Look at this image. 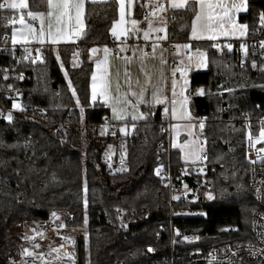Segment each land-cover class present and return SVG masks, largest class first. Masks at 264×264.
<instances>
[{"label":"trees","instance_id":"obj_1","mask_svg":"<svg viewBox=\"0 0 264 264\" xmlns=\"http://www.w3.org/2000/svg\"><path fill=\"white\" fill-rule=\"evenodd\" d=\"M144 1H137L134 13L143 27ZM28 2L29 10L45 11L46 7ZM247 5V13L239 21L248 26V34L260 31L264 37V28L259 29L264 0H247ZM194 7L190 3L183 10H174L172 33L178 43H190ZM22 14L27 16L26 11ZM4 17L16 20L19 11L0 9L1 31L11 34L14 27L7 26ZM117 20L116 0L88 3L86 39L79 48L73 44L58 46L51 50L45 65L29 68L23 101L34 109L17 114L11 128L0 124V264H8L6 255L26 243L24 237L10 233L12 228L48 223L53 212L67 216L68 229L85 228L88 232V237L81 233L75 237L77 264H112L111 260L165 264L170 255L167 232H162L160 241L156 237L168 226L170 213L168 187L156 175L159 160L166 158L158 154L165 142L160 131L165 106H141L147 118L135 124L130 136L123 137L119 133L122 124H114L116 132L100 134L110 109L91 103L93 63L89 49L110 43V31ZM190 45L207 53V71L190 74L188 94L193 118L207 119L203 130L198 126L197 131L207 141L209 161L217 170L212 187L200 190L202 196L209 194L211 199L203 197L194 204L176 206L177 210L190 207L195 213L207 214V218L198 217L183 225V220L177 222L187 231L200 228L207 248L222 243L250 244L252 217L259 208L249 187L242 116L257 120L264 115V68L259 72L240 69L233 53L219 55L212 42ZM219 85L229 89L221 98L215 95ZM199 89H203V97L197 95ZM220 104L229 109L227 114L218 110ZM43 111L46 116H41ZM229 144L234 146V159L226 150ZM124 145L127 170L119 171L116 164ZM108 146L116 148L112 161L104 155ZM171 163L176 172L183 166L179 151H172ZM127 223L137 228L135 236L123 231ZM228 228L233 231L228 233ZM150 247H156V253L150 254ZM180 250L185 253L191 249L180 246ZM180 258L185 259L183 254Z\"/></svg>","mask_w":264,"mask_h":264},{"label":"built area","instance_id":"obj_2","mask_svg":"<svg viewBox=\"0 0 264 264\" xmlns=\"http://www.w3.org/2000/svg\"><path fill=\"white\" fill-rule=\"evenodd\" d=\"M164 8V11H159L158 9H144L143 21L146 23V26L149 25V21H151V26L154 27V29L164 28L165 31H154L151 33L149 38L142 43L144 47L143 54L145 56H150L153 52V45L160 44L170 55L169 70L173 71L181 66V59L174 56L178 48L177 45L180 44L172 33V22L176 18V12L168 6ZM153 12H155L154 15ZM32 25H38V20L32 21ZM7 26L12 25L7 23ZM263 28L264 26L260 24L259 29L262 30ZM1 30L0 28V124L4 127L11 128L18 119L17 114L34 109L32 104L23 101V86L29 80V68L45 65L51 50H56L58 47L49 45H16L12 42V33L8 34ZM261 34L260 31L251 32L240 40H223L222 42L213 43V45H218V47H212L219 55L223 53H233L236 57L235 62L240 69L245 70L250 68L254 72H259L260 69L264 68V49L260 47L261 42H264V37L261 36ZM163 36H166V39H160V37ZM138 42L137 35L134 32H129L122 38H111L107 46L112 54L122 58L129 55L127 47ZM242 43L247 45V56H245L243 50L240 48ZM228 44L232 45L231 51L226 47ZM121 49H123V51ZM192 51V48L188 49L185 55H189ZM37 57H39V59ZM253 61L256 62L255 68L252 67ZM175 78L178 80L181 78L179 72H176ZM227 92L229 91L223 90L220 93L223 95ZM57 97L60 99L58 91ZM219 97L221 98L222 96ZM172 100L173 99H171L168 104L169 110L172 109ZM14 103L20 105V108H14ZM218 110H220L221 114H227L229 109L220 104ZM41 114V116H46L45 111L41 112ZM9 115L12 116L11 121L7 119ZM201 120L205 123L207 119L202 118L199 122ZM242 120L247 129L245 158L249 165L250 172L249 187L255 196L259 208L252 217L251 233L253 242L245 245L222 243L207 248L206 242H204L205 238L202 237L200 228L187 231L178 225V219L183 220V225L187 222H193L198 217L204 216L207 218V214L195 213L190 207L177 210L176 206L194 204L202 200L203 197H210L209 194L202 196L200 190L202 188L209 190L212 187L216 168L209 161L208 144L204 138H201L198 144L203 149L201 156L203 157L206 155L207 159H201L191 164L187 163L177 172L174 170L171 163L172 151L170 144L167 143L166 147L165 143L162 142L160 144L161 150L159 154L166 156V158H161L159 161L158 168H162V171L160 175H156L160 177L163 183L168 187L170 213L168 226L162 228V231H159L156 237L159 241L162 240L163 231L167 232V236L169 237L170 255L164 259L163 262L165 264H264V151H259L260 149H264V141L258 143L254 142L259 137L261 122H264V115L257 120L243 115ZM173 124L171 113L167 114L161 120L160 129L163 136L167 139H170L172 136ZM102 128L106 130V132L117 131V127L110 118L106 119ZM58 130L62 131V127H59ZM249 134L252 137V143H250ZM227 150L232 151L231 148H227ZM122 154L123 153H121V158L117 161V169L125 167V154ZM122 158L124 161L123 164ZM166 164H169L168 168L165 167ZM201 169H203V171H201ZM174 196L179 197V199L174 200ZM119 215L121 216V212ZM98 223H101V221L99 220ZM122 229L127 234L131 233V235H136L135 230H137V228L131 223H127ZM232 231L231 228L227 229L228 233ZM185 237H188V239L185 240ZM68 245L73 252L75 249L74 244L71 243ZM199 245L202 246L194 250V247ZM180 246L189 247L191 250L182 253ZM150 248L154 250L152 252L148 251L150 254L156 253V247ZM182 254L184 255V260L180 258ZM111 261L112 264H120L119 261ZM19 262H14L13 264H19ZM76 262L75 260L73 264Z\"/></svg>","mask_w":264,"mask_h":264},{"label":"snow or ice","instance_id":"obj_3","mask_svg":"<svg viewBox=\"0 0 264 264\" xmlns=\"http://www.w3.org/2000/svg\"><path fill=\"white\" fill-rule=\"evenodd\" d=\"M92 3H102L106 2V0H91ZM116 2L119 4V15L120 19L119 21L113 25L111 29V34L116 39H119L121 35L124 34L125 29L123 28V25L125 24V0H116ZM85 3L86 0H32V4L36 7L44 6L46 7V11H32L29 10V2L28 0H11V2H8V0H5L4 3H0V9H10V10H27L26 15L31 20L36 21L38 20L40 22V29H39V40L40 43H44L45 35H47V39L52 44H57L61 41H68L73 40L76 38L81 37L85 33V22H84V16H85ZM194 5L195 7L191 9L194 11V19L191 23V38L194 40H200V39H210L215 40L217 37L223 35V36H233V37H245L247 35V29L248 26L246 24H240L237 22L236 14L241 11L247 10V4L246 0H233L231 4L228 3V0H169V6L172 9H185L189 4ZM132 0H128V7H131ZM157 8L159 11H164V5L158 4ZM155 12H153V15ZM8 24L14 25L16 23L15 20L9 19L8 17L3 18ZM259 22L262 26H264V12H261L259 15ZM19 23L23 27V31L17 32L15 29H13L12 32V42L13 44L21 42V40H18L17 37L20 36L21 39L24 42H27V36L31 35L33 39H36L35 30L32 28L30 24L25 23V16L22 14L19 17ZM132 25L135 26L137 24L136 20L131 21ZM119 26V31H118ZM149 26L151 28V21H149ZM153 31H159L164 32V28H158L153 29ZM207 34V35H206ZM144 38L147 40L149 38V32H144ZM160 39H166V36L160 37ZM214 47H218V45H213ZM156 45H153V50H155ZM179 48L180 46L177 45ZM184 48H189V45H183ZM229 51L232 49V45L228 44L226 46ZM260 47L264 49V42H261ZM241 50H243L245 56H247V45L241 44L240 45ZM123 51V49H121ZM92 53L97 52L98 50L96 48H93L90 50ZM104 51V59L96 62V69L97 71H94L92 73V99L95 100L97 96L104 99L105 103H111L112 105V112H113V119L116 120H124L126 116L129 115V113L118 109L117 105L124 104L128 105L131 102L127 99V94H121L120 93V85L117 82L116 84V93L117 95L113 97L112 95V80L110 76V72L108 69V56H109V49L105 47L103 49ZM78 55V54H74ZM39 59V57H37ZM206 54L204 52H198L197 55V64L203 65L205 63ZM57 59H59V56H57ZM126 61L129 60V58H123ZM191 60V57L189 58ZM161 63H165L163 60ZM252 67H256V62L253 61ZM176 72H179L181 77H185L187 75L186 70L180 67H177L173 70V80H172V96L174 97L171 101L172 104V110H171V116L173 119H187L191 120L192 116L189 112H187L186 106L188 104V97L184 95V92L181 91L180 95L183 97V100L180 102L181 107L184 109V113L177 117V111H176V104L177 101L175 99L177 92V80L175 79ZM127 75V73H125ZM150 81H146L145 84H149ZM188 85V81L184 79L183 84L180 85L181 89L186 88ZM69 89L72 91L73 97H76L75 89L72 87L71 81L68 83ZM144 88H141V91L139 93L137 103L133 104V108H137V106L140 103H143V96H144ZM162 89L156 88L155 91H153V101L155 104H161L163 105L166 101V98L161 97L160 92ZM198 93L200 95H203V89H199ZM131 95L137 96V93L132 92ZM77 103H79L77 98ZM14 108H20V105L14 103ZM83 112V110H81ZM168 109L165 108V112H167ZM145 113H139L138 115L133 114L131 115V119L133 121L136 120H143L146 119ZM9 121L12 120V116L9 115L7 117ZM204 121L201 120L199 122V127L201 130L204 128ZM135 125L133 124V128ZM173 129H178L179 125H173ZM188 128H192L193 125L189 124L187 125ZM120 132L127 134L125 128H120ZM104 133V130L102 129V133ZM189 135L191 136L192 133L189 132ZM249 140L250 143H252V137L249 134ZM260 141H264V122H261V130L259 133V137L255 143H258ZM172 147H179L182 151H186V157L185 159H193L194 161H198L201 159H207V156L204 155L203 157L200 155V153L203 151V149L198 145L196 141H192L191 145L188 141H185L183 145L173 143ZM259 151H264V149H260ZM123 158H122V164H123ZM126 168H121L119 171H126ZM162 171V168L156 169V174L160 175ZM203 171V169H201ZM259 191V190H257ZM212 198L211 196L209 197ZM174 200H178L179 197L174 196ZM52 216L54 218H57V214L55 212L52 213ZM60 227H64L63 224L60 225ZM185 240L188 239V237L184 238ZM36 247H39L37 245ZM53 251H58L54 249ZM149 252L154 251L152 248L148 249ZM23 255L31 256L32 253L29 252L27 249L24 250ZM35 264V262H33Z\"/></svg>","mask_w":264,"mask_h":264},{"label":"crops","instance_id":"obj_4","mask_svg":"<svg viewBox=\"0 0 264 264\" xmlns=\"http://www.w3.org/2000/svg\"><path fill=\"white\" fill-rule=\"evenodd\" d=\"M108 1H111V0H106V2H108ZM137 1L138 0H132L131 7H128V0H125L126 15H125V24L123 25L125 32L119 38L126 36L129 32H134L137 35L139 42L134 43L133 45L127 47L129 55L126 57H122V58L118 57V56L112 54L109 50L108 69H109L111 80H112V95H113V97H115L117 95L116 84L118 82L120 85V93L121 94H127V99L131 102L128 105H124V104L117 105L118 109H121L123 111H129V113H131V115H133V114L138 115L140 113L139 110L137 108H133L132 105L137 103V99H138L139 93L141 91V88L145 89L144 96H143L144 102L140 103L137 106L138 108H140L141 106L161 105V104H155L153 101L152 93L158 87V88L162 89V91L160 92L161 97L166 98V101L163 105L165 106V108L168 109V111L166 112V115H167V114L171 113L172 109L169 110L168 104H169V101L171 99H173V96H172L173 71L169 70L170 55L166 52V50L160 44H156L155 50H153V52L150 56H145L143 54L144 47H143L142 43L146 41L144 38V32H146V31L149 32V36H150L151 33L154 32L153 31L154 27L151 26V28H150L149 25H147V26L145 25V27H143V22L135 19L134 13H135V7H136ZM232 2H233V0H228L229 4H231ZM236 2H238V0H236ZM88 3H92L91 0H86L85 11H86V6ZM158 4H162V5H164V7L168 6L169 8H171L169 6V0H145L143 3V7H144V9L147 8V9H151V10H157ZM246 4H247V0H246ZM247 9H248V5H247ZM173 10H183V9H173ZM45 11H46V8H45ZM246 13H247V10L241 11V12L236 14V19H237L238 23L242 24L239 21V17L243 14H246ZM119 19H120V15H119V4H118V20L114 24H116L119 21ZM132 20L137 21V24L135 26L132 25V23H131ZM84 22H85V26H86L85 16H84ZM33 26H37V28H38L40 26V22L38 21V25H32V27ZM118 31H119V26H118ZM110 33H111V31H110ZM247 33H248V31H247ZM38 35H39V30L37 31V35H36L37 38L36 39H32L30 41V44H23V45L44 44V45H49V46H53V47H58V46L64 45V44H68V45L73 44V45H77L79 48L81 40H82V36H83L82 35L81 37L73 39V40L61 41L57 44H52L47 39V35H46V38L44 39V43H40L38 41ZM111 38L116 39L115 37L112 36V34H111ZM233 38L235 39L236 37L221 35V36L217 37L215 40H210L207 38L200 39V40H194L191 38V31H190V35H189L190 43L208 41V42H212L215 44L217 42H222L223 40H229V39H233ZM243 38H245V37H243ZM236 39H238V38H236ZM190 43H183V44L180 43L179 44L180 47L177 48V51L175 52L174 56H177L179 58L183 55L186 56L185 52L188 49L192 48ZM186 44L189 45V48H187V49L183 47V45H186ZM105 47L108 48V46L104 45V46H94V47H91L89 49L90 60L93 63L92 73L94 71H97L96 62L104 59L103 49ZM93 48H96L98 51L95 53H92L90 50ZM79 53H80V51H79ZM123 58H129V60L126 61ZM162 60L165 63H161ZM180 68H181V66H180ZM125 73H127V75ZM176 80H178V79H176ZM146 81H150V83L146 85L145 84ZM90 87H91V103L97 104V105H103V106H106L110 109V117L109 118L111 119V121L114 124H122L121 126H119V133H120V127L122 128V127H124V125H128L129 128L131 127L132 130H134V128L136 127L135 124L144 120V119L143 120H136V122H133V121H129L130 119L127 120V117H125L124 120L113 119V112H112L111 103H105L104 99L99 97V95L97 96V98L95 100L92 99V79H91V86ZM189 88H190V81H189ZM132 92L137 93V96L131 95ZM197 95L200 97L204 96V94L200 95L198 92H197ZM186 107L189 108L190 103H188ZM191 116H192V114H191ZM200 119H202V118L195 119L192 116V119L190 121L188 120L187 124L182 123L181 119H176L173 121L174 122L173 125H179V128L175 129V130L172 129V136L170 137L171 149H172V151L175 150V151L180 152L183 165H186L187 163H194L195 161L193 159H191V160H189V159L184 160L183 159L181 148L172 147L173 138L176 139L177 144H180V141L184 138H187V139L194 138L192 140H195L197 137V139H198L197 143H198L199 140L202 138L197 131V127L199 126V120ZM129 122L133 123L135 125V127L133 128V124L130 125ZM206 122H207V120H206ZM189 124L193 125V127L188 128L187 125H189ZM189 132L192 133L191 136L189 135ZM100 133H101V130H100ZM131 134H128V136H130ZM180 138H182V139H180ZM183 144L184 143H182L180 145H183ZM226 150H227V148H226ZM121 152H122V150H121ZM227 152H228V150H227Z\"/></svg>","mask_w":264,"mask_h":264},{"label":"rangeland","instance_id":"obj_5","mask_svg":"<svg viewBox=\"0 0 264 264\" xmlns=\"http://www.w3.org/2000/svg\"><path fill=\"white\" fill-rule=\"evenodd\" d=\"M8 2H11V0H8ZM14 11H19V16H20V15H22L23 11H27V10H14ZM15 21H16V23L14 25H12L14 27L13 29H15L18 33L23 31V27L19 23V18L16 19ZM32 21L33 20H31L29 17L25 16V23L26 24H30L31 25ZM32 28L35 30V35H37V31L40 29V26L38 28H37V26H33ZM45 38H46V35H45ZM236 38H238V39H236ZM236 38L235 39L233 38L231 40H240L243 37H241V38L240 37H236ZM17 39L21 40V42L16 43V45L17 44H22L23 45V44H30V41L33 38H32L31 35H28L27 36V42H24L21 39L20 36H18ZM38 41L40 42L39 35H38ZM39 45H44V44H39ZM198 52H204V51L193 50L190 55H188V56L187 55L186 56L183 55V56L180 57V59H181V68L186 70L187 75L185 77H181L180 80H177V89H176L177 95L175 97V99L177 101V104H176L177 117L181 116L184 113V109L181 107V103H180L183 100V97L180 95L181 91H183L184 95H186L188 97V103L191 102V97L188 94V90H189V76H190V74L193 73V72H204L208 68L206 52H204L206 54L205 63L203 65H198L197 64L196 58H197ZM190 57H191V60L189 59ZM184 79H186L188 81V85H187L186 88L181 89L180 85L183 84ZM223 90H229V89H227V87H225L224 85H219V90L215 93V95H217L218 98H220L219 96H222L220 92L223 91ZM230 91H233V90H230ZM137 109L139 110L140 113H142L140 108L137 107ZM186 109H187V112H189L191 114L190 107L189 108L186 107ZM125 112L129 113V111H125ZM126 117H127V120L130 119L129 121H133L131 119V113H129V115L126 116ZM174 120H176V119H173V121ZM133 122H136V121H133ZM181 122L187 124L188 120L187 119H181ZM123 128L126 129V133L127 134H124V133H121V132H120V134L122 136H124V137H128V134H131L133 132L132 128L131 127L129 128L128 125H124ZM101 133H102V129H101ZM105 133H106V130H104L103 135ZM180 139H182V138H180ZM192 139H194V138H189V139L184 138V139L181 140L182 142L180 141V144L184 143L185 141H188L189 144L191 145L192 141H196L197 142V140H198L197 137H196L195 140H192ZM166 141H167V138H165V142ZM174 142L176 143V139L175 138H173V143ZM125 152H126V147L124 145L122 147V152L121 153L125 154ZM115 153H116L115 146H108L106 148V150H105V153H104L106 160L112 161L113 158L115 157L114 156ZM186 154H187L186 151H182V157H183L184 160H188V159H185ZM200 155H201V153H200ZM189 160H191V159H189ZM189 164H191V163H189ZM57 217H58V219L53 217L50 222L44 223V224H41V225L32 224V225H25L23 227L18 226V227L12 228L10 233L17 234V235H20L21 237H24L25 240H26V243L23 244V245L15 247L14 249L11 250V252L8 255H6L7 263L8 264H13L14 262H19V261L21 262V260L24 257L23 252H24L25 248H30L31 250H33L37 254H43V253H46V252L49 253V251L53 250L54 248H59L61 246H65V245L67 247H70L68 244H71V243H73L74 246H75V237L79 233L84 234L86 237H88V232L85 230V228H81V229L75 230V231L68 229L67 223H66V220H67V216L66 215L57 214ZM121 217H122V215H121ZM61 224H63L64 227H60ZM85 226H87V223H86ZM37 227H39V229H37L35 231V228H37ZM37 245H39V247H36ZM73 253H74L73 255H75V249L73 250ZM40 258L46 259L48 261V264H52V263H49V262H52L53 260L56 261L55 258L52 260L50 254L49 255H45L43 257H40ZM75 258H73V256H72V258H71L72 262L75 261ZM76 261H77V259H76ZM33 262H35V264H44L43 260H41V259L34 260ZM33 262H32V264H33ZM61 264H71V263L69 261H65L64 263H61ZM75 264H77V262Z\"/></svg>","mask_w":264,"mask_h":264},{"label":"bare ground","instance_id":"obj_6","mask_svg":"<svg viewBox=\"0 0 264 264\" xmlns=\"http://www.w3.org/2000/svg\"><path fill=\"white\" fill-rule=\"evenodd\" d=\"M243 124H244V121H243ZM160 126H161V124H160ZM244 127H245V129H246V126H245V124H244ZM97 129L96 128H93L92 129V132L93 133H95V131H96ZM160 131H161V129H160ZM163 134V133H162ZM246 136H247V129H246ZM165 143V145H166V147H167V143H169L170 144V148H171V142H170V139H167V141L166 142H164ZM164 145V146H165ZM161 147V146H160ZM165 148V147H164ZM227 148L228 149H230L231 148V150L232 151H228L229 153H230V155L233 157V159H234V152H235V150H234V146H232V145H227ZM166 149V148H165ZM160 150H161V148H160ZM159 150V151H160ZM171 151H172V149H171ZM158 154H159V152H158ZM171 154H172V152H171ZM162 156V155H161ZM161 160V159H160ZM159 160V161H160ZM168 165L169 164H166L165 165V167L166 168H168ZM184 166V165H183ZM158 167H159V162H158ZM157 167V168H158ZM216 168V167H215ZM217 170V169H216ZM257 202V201H256ZM258 204V203H257ZM66 246V245H65ZM65 246H61V247H59V248H54V249H56V250H58V251H53V250H50L49 251V253L48 252H46V253H43V254H37L36 252H34L33 250H31L30 248H25V249H27L29 252H31L32 253V255L31 256H26V255H24V257H23V259L21 260V262H19V264H32V262L34 261V260H37V259H41V260H43V263L44 264H48V261L46 260V259H43V258H40V257H43V256H45V255H51V258H52V260L55 258V260L56 261H52V262H49V263H52V264H61V263H64L65 261H69L71 264H73L74 262H72V256H73V258H75L74 257V255H73V252L71 251V249H70V247H65ZM72 254V255H71ZM75 260H76V258H75Z\"/></svg>","mask_w":264,"mask_h":264},{"label":"water","instance_id":"obj_7","mask_svg":"<svg viewBox=\"0 0 264 264\" xmlns=\"http://www.w3.org/2000/svg\"><path fill=\"white\" fill-rule=\"evenodd\" d=\"M86 34H87V32L85 31L84 35L82 36V40L86 39Z\"/></svg>","mask_w":264,"mask_h":264}]
</instances>
